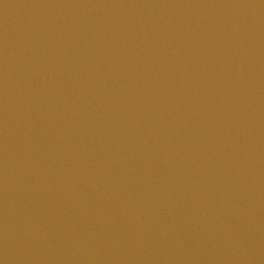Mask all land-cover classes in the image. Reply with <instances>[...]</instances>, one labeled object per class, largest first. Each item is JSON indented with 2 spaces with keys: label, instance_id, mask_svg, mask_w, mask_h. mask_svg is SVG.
Returning a JSON list of instances; mask_svg holds the SVG:
<instances>
[{
  "label": "water",
  "instance_id": "1",
  "mask_svg": "<svg viewBox=\"0 0 264 264\" xmlns=\"http://www.w3.org/2000/svg\"><path fill=\"white\" fill-rule=\"evenodd\" d=\"M0 264H264V0H0Z\"/></svg>",
  "mask_w": 264,
  "mask_h": 264
}]
</instances>
